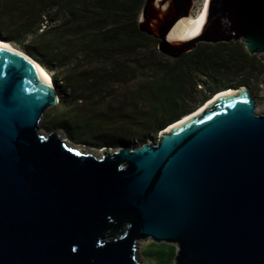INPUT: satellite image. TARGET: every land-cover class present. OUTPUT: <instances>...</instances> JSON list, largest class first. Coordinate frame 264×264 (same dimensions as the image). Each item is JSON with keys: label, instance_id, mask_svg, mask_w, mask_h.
<instances>
[{"label": "water", "instance_id": "obj_1", "mask_svg": "<svg viewBox=\"0 0 264 264\" xmlns=\"http://www.w3.org/2000/svg\"><path fill=\"white\" fill-rule=\"evenodd\" d=\"M156 2L140 31L169 58L232 42L264 54V0H210L183 42L169 34L194 0H161L163 15ZM32 62L0 48V264H141L149 240L176 245L174 264H264V114L247 86L98 157L43 131L59 96Z\"/></svg>", "mask_w": 264, "mask_h": 264}, {"label": "trees", "instance_id": "obj_2", "mask_svg": "<svg viewBox=\"0 0 264 264\" xmlns=\"http://www.w3.org/2000/svg\"><path fill=\"white\" fill-rule=\"evenodd\" d=\"M145 2L0 0V38L61 79L66 87L62 125L71 134L78 131L88 143L111 147H129L134 140L144 143L216 93L251 87L264 72L263 63L240 42L200 44L178 59L161 54L159 41L140 31ZM131 83L137 84L128 100L131 113L83 117L84 106L98 104L103 88ZM118 122L131 130L135 127L137 134L102 131Z\"/></svg>", "mask_w": 264, "mask_h": 264}, {"label": "rangeland", "instance_id": "obj_3", "mask_svg": "<svg viewBox=\"0 0 264 264\" xmlns=\"http://www.w3.org/2000/svg\"><path fill=\"white\" fill-rule=\"evenodd\" d=\"M204 0H194V6L192 9V16L197 17L202 10ZM14 47L18 49V47L14 44H12ZM20 50V49H18ZM261 63H263L264 66V54H257L254 55ZM47 71V70H46ZM49 76L52 79V82L54 86L56 87V92L59 90V103L55 106L49 108L45 115L42 118V126L43 131L45 132H52V131H58L68 142L73 144L75 147H78L79 149H84L88 151L89 153H92L98 157L102 156L104 148H112L115 150L118 147H111L106 146L105 144L96 145L92 143H88V139H85L86 137H78V131H76L75 134H71L67 130V125H62V121L64 120L62 117V113L66 111L64 105H62V100L64 97V92L66 87L65 84L62 85L60 82V78L57 77L55 79V73L51 71H47ZM264 77V72L262 76L259 79L252 80L251 81V87L247 88L252 92V96L256 100L257 114H264V86L262 84V80ZM56 81V83L54 82ZM137 84L131 83L127 86H120V85H111L108 87H105L102 89V92L100 93V96L98 97V104L95 106H84L85 110L83 111V117L89 118L96 113H113L115 111H120L121 113H131L130 109L128 108V100L132 96ZM59 87V88H57ZM58 94V93H57ZM61 101V102H60ZM203 106V105H202ZM201 106V107H202ZM201 107H199L196 110H200ZM114 116V115H113ZM130 125H124L122 123H117L115 125H107L102 127V131L109 133L115 129H118L120 132H118V136L123 135V131L126 130L125 135L128 133H135L137 134V130L134 127V129L131 130ZM131 130V132H130ZM86 131V130H84ZM88 132V131H87ZM91 133H96L97 136L101 134V132L93 130L90 131ZM87 135V134H86ZM100 136V135H99ZM160 133L155 137H149L145 140L146 143L148 142H156L159 140ZM129 138L128 136H125ZM101 139V138H100ZM98 139L97 143H102V140ZM143 142L134 140L133 144L131 146H140ZM135 144V145H134ZM178 247L174 244H169L165 242H155L152 240L149 241H143L138 244V254L140 258L141 264H174L175 263V257L172 255L177 253ZM158 251L160 252L159 254ZM153 258H151V257ZM172 256V258H171Z\"/></svg>", "mask_w": 264, "mask_h": 264}, {"label": "bare ground", "instance_id": "obj_4", "mask_svg": "<svg viewBox=\"0 0 264 264\" xmlns=\"http://www.w3.org/2000/svg\"><path fill=\"white\" fill-rule=\"evenodd\" d=\"M209 1L210 0H204L201 13L197 17H194L191 14L189 17H184V18L180 19L175 24L173 29L171 30V32L169 34V39H171L173 41L183 42V41H190V40L194 39L195 37L199 36L201 34V31L203 30V28L205 26V23H206ZM160 2H161V0H157L156 8H158L159 13L161 15H163L165 13V11L168 9V5H165L163 8H160ZM0 48L3 50L9 51L11 53L21 55L25 59L33 61L32 62L33 65H35V67H37L39 69V71H41L42 75H44V77L48 81L52 82L51 77L49 76L47 71L44 69V67H42L37 61H34L29 56H27L26 54H24L23 52L18 50L11 43L0 41ZM230 93H233V90H224V91L217 93L207 102L206 105L204 104L200 110L194 111L190 115L184 117L181 121L169 126L166 129V132H169L171 129L180 125L184 121L191 119L192 117H194L195 115H197L201 111H203L206 108H208L209 106H211L215 101H217L221 97L228 95Z\"/></svg>", "mask_w": 264, "mask_h": 264}, {"label": "flooded vegetation", "instance_id": "obj_5", "mask_svg": "<svg viewBox=\"0 0 264 264\" xmlns=\"http://www.w3.org/2000/svg\"><path fill=\"white\" fill-rule=\"evenodd\" d=\"M251 92V91H250ZM251 94H252V92H251Z\"/></svg>", "mask_w": 264, "mask_h": 264}]
</instances>
